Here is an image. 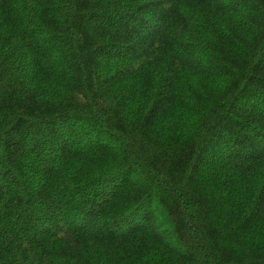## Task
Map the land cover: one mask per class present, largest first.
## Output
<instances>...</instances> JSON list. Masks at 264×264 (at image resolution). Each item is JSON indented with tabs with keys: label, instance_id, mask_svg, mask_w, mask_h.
<instances>
[{
	"label": "trees",
	"instance_id": "trees-1",
	"mask_svg": "<svg viewBox=\"0 0 264 264\" xmlns=\"http://www.w3.org/2000/svg\"><path fill=\"white\" fill-rule=\"evenodd\" d=\"M0 264H264V0H0Z\"/></svg>",
	"mask_w": 264,
	"mask_h": 264
}]
</instances>
